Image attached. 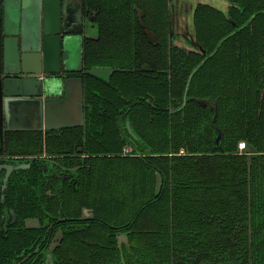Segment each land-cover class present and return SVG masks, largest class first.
I'll use <instances>...</instances> for the list:
<instances>
[{
	"label": "trees",
	"instance_id": "16d2710c",
	"mask_svg": "<svg viewBox=\"0 0 264 264\" xmlns=\"http://www.w3.org/2000/svg\"><path fill=\"white\" fill-rule=\"evenodd\" d=\"M123 1L102 0L104 8L118 15ZM239 2L244 11L236 6L231 9L238 29L216 6L203 3L197 6V31L200 41L208 48L207 56L181 49L185 62L178 63L171 75L162 72L154 77L150 73L132 72L131 82L124 77L115 81L132 99L131 122L141 136L139 146L143 144L147 148L145 155L107 154L122 151L126 144L114 103L102 100L100 104L107 112H101L100 104L87 112L85 147L93 154L102 155L87 159L89 166L81 171L79 187L67 188L65 197L68 216H80L82 208L88 206L94 208L95 217L81 220L80 229L67 233L61 253L64 259L77 257V264L106 261L110 255L102 250L100 254V248L115 247L112 232L127 229L131 232L132 250L140 259L151 257L157 262H171L173 255L178 264H200L203 260L230 259L240 253L247 257L248 228L237 231L239 242H234L235 232L231 229L239 222L248 221L249 180L243 179L248 175V167L243 165L247 155L236 150L239 139L264 150V100L263 103L261 100L264 0ZM144 6L153 21L158 19V8L150 0ZM133 11L135 16L136 10ZM165 34L167 37V31ZM148 51L145 46L143 55L149 54ZM147 59L156 67L167 69L177 63L174 51L169 53L167 39L163 60L159 61L158 54ZM111 93L116 95V91ZM140 96H155L159 110ZM190 96H220L215 124L221 128L227 125L223 146L216 145L217 132L210 105L202 106L194 99L189 100ZM116 103L124 105L122 100ZM69 130V146L73 147L83 127ZM183 146L189 148V154H177ZM257 157L253 155V159ZM76 163L82 162L78 158ZM157 172L162 177L160 189ZM73 222L66 223L76 225ZM23 238L25 235L23 243H31L30 234L26 241ZM18 242L14 240L11 246H17ZM191 255L198 257L197 261ZM116 257H120V252Z\"/></svg>",
	"mask_w": 264,
	"mask_h": 264
},
{
	"label": "flooded vegetation",
	"instance_id": "af4514ba",
	"mask_svg": "<svg viewBox=\"0 0 264 264\" xmlns=\"http://www.w3.org/2000/svg\"><path fill=\"white\" fill-rule=\"evenodd\" d=\"M145 1H123L118 15L116 11L104 8L102 0H0V264H77V257L66 260L61 256L63 245L67 233L80 229L83 226L81 220L94 218L95 210L84 206L80 216H68L65 193L70 186L73 189L79 187L81 171L89 166L87 159L102 155L93 154L85 147L87 112L102 100L114 103L126 144L122 151L107 154L143 156L147 148L143 144L139 146L141 136L131 122L132 99L129 92L120 89L115 81L124 77L131 82L132 72L150 73L154 77H159L162 72L171 75L178 63L182 65L185 62L181 49L189 54L193 51L206 56L209 54L199 39L195 15L191 23L193 33L191 30L188 32L183 23L188 18L184 17L186 10L189 12L190 7L191 10L193 8L190 0L186 3L181 0H150L158 8L159 17L155 21L149 16ZM164 2L167 3L166 14ZM224 3L229 19L238 29V21L231 15V9L236 6L244 11L245 7L239 0ZM217 8L227 15L223 8ZM133 9L136 10L135 16ZM255 16L253 13L252 17ZM165 22H168L166 27ZM33 38L41 39L40 47L35 46ZM71 39L80 43L77 64L71 60ZM166 39L169 53L174 51L177 61L168 69L156 67L147 59L158 54L159 61L163 60ZM145 46L149 50L148 56L142 52ZM24 57L33 61L24 66ZM71 77L82 79L84 123L69 125L56 118L51 119L50 125L57 126L38 127L36 99L65 100L69 95ZM77 82L74 89L80 91ZM9 90L19 93L12 94ZM112 91H116V95ZM193 97L211 99L204 106L210 105L213 119L215 115L218 118L220 96L188 98L191 100ZM140 98L159 110L155 96ZM119 100L124 105L118 106L116 102ZM261 100L263 103L264 88ZM100 105L101 112H107V108ZM262 107L263 104L260 112ZM62 110L63 114L68 111V104H63ZM213 124L217 135L219 130L222 133L218 144V136L216 138V145L221 147L225 129L228 132L227 125L223 124V129ZM79 126L83 127V133L70 147L69 129ZM236 151L247 155L243 165L245 163L244 166L248 167V175L243 179L249 180L248 221L239 222L231 229L235 232L234 242H239L237 231L248 228L247 257L240 256V253L230 259L203 260L200 264H240L241 261L244 264H264V150L257 149L254 143L248 144L246 139H239ZM177 154H189V148L183 146ZM253 155L258 159H253ZM78 158L82 163H76ZM157 180L158 185L162 183L160 172H157ZM68 220L76 225L67 224ZM112 233H115V247L100 248V254L102 250L110 256L99 264H178L173 255L171 262H157L151 257L140 259L132 250L129 229ZM29 234L31 243H23L22 236L25 235L23 239L26 241ZM14 240H19L15 247L11 246ZM118 252L119 258L116 257Z\"/></svg>",
	"mask_w": 264,
	"mask_h": 264
},
{
	"label": "water",
	"instance_id": "95a60500",
	"mask_svg": "<svg viewBox=\"0 0 264 264\" xmlns=\"http://www.w3.org/2000/svg\"><path fill=\"white\" fill-rule=\"evenodd\" d=\"M183 3L189 2V0H181ZM213 1H218V0H213ZM223 2H226L227 0H222ZM200 2H206V1H197V5L193 0V4L195 3L196 6H194V10L192 12V16H191V21H193L194 15H195V11L196 8L198 6V4ZM210 3L213 6L219 7L221 8V6H218L217 4H213L211 2H207ZM218 3V2H216ZM193 9V8H192ZM222 9V8H221ZM225 9V10H224ZM223 10L227 13V16L230 17L227 8H223ZM142 15V13H141ZM193 17V18H192ZM183 19V18H182ZM189 20V15L188 18ZM192 23V22H191ZM144 24V22H143ZM145 25V24H144ZM34 42H35V46L40 47V43H41V39L40 38H33ZM200 44V43H198ZM203 52H206V50L204 48H202ZM10 57V56H9ZM17 57V56H16ZM18 59V63L19 62V57H17ZM24 66L29 65L33 60H31V58H26L24 57V59L22 60ZM72 69V67H71ZM77 81H79L80 83H78ZM76 82L80 85V91L79 89L76 90L74 89L75 85L77 86ZM6 88H8V84L6 85ZM10 93L14 94V93H19L16 92V90H9ZM8 93V92H7ZM193 99L200 105H205L208 101H210L211 99H204V98H198V97H193ZM37 101V114H38V127H53V126H57V125H50L51 119H60L65 121L64 123H68L69 125H77V124H81L84 123L85 121V112H84V105H83V91H82V79L79 77H71L70 78V88H69V95L65 100L62 99H44L43 98H38L36 99ZM63 104L67 105L68 104V111H64L65 113L63 114V110H62V106ZM217 109L215 108V111ZM216 121V115L214 116L213 122L215 123ZM217 144L218 141L220 140L222 133L219 130V134L217 135ZM161 186V182H159L158 188L160 189Z\"/></svg>",
	"mask_w": 264,
	"mask_h": 264
},
{
	"label": "rangeland",
	"instance_id": "374dc122",
	"mask_svg": "<svg viewBox=\"0 0 264 264\" xmlns=\"http://www.w3.org/2000/svg\"><path fill=\"white\" fill-rule=\"evenodd\" d=\"M197 1L198 2L199 1L211 2V3L217 4V5L219 4L218 6H221V8H226V7H223V6H225L224 5L225 3L222 0H218V1H213V0H194L195 3ZM192 2H193V0H190V2H189V3H191V6H193L192 5L193 4ZM216 2H218V3H216ZM195 3H194V6H196ZM194 6H193V9L192 10H191V7H190L189 12H188V10H186V14H185L184 17H186V16L189 15V20L187 18H185V20L183 21V23H185L186 26H187L188 32H189V30H191V33H193V30H194L193 24H191V22H192L191 21V16H192L191 14H192V12H193V10L195 8ZM180 18L182 19V17H180ZM194 33H195V31H194ZM69 46H70V49L72 50L71 60H72L73 63L77 64L78 59L80 57V43H79V41H77L75 39H71L69 41Z\"/></svg>",
	"mask_w": 264,
	"mask_h": 264
},
{
	"label": "built area",
	"instance_id": "2783aa9c",
	"mask_svg": "<svg viewBox=\"0 0 264 264\" xmlns=\"http://www.w3.org/2000/svg\"><path fill=\"white\" fill-rule=\"evenodd\" d=\"M244 144V143H243Z\"/></svg>",
	"mask_w": 264,
	"mask_h": 264
}]
</instances>
